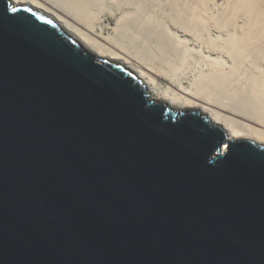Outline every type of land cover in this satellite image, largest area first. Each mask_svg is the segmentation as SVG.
Returning <instances> with one entry per match:
<instances>
[{"label": "water", "instance_id": "water-1", "mask_svg": "<svg viewBox=\"0 0 264 264\" xmlns=\"http://www.w3.org/2000/svg\"><path fill=\"white\" fill-rule=\"evenodd\" d=\"M0 264H264V144L0 0Z\"/></svg>", "mask_w": 264, "mask_h": 264}, {"label": "bare ground", "instance_id": "bare-ground-1", "mask_svg": "<svg viewBox=\"0 0 264 264\" xmlns=\"http://www.w3.org/2000/svg\"><path fill=\"white\" fill-rule=\"evenodd\" d=\"M10 1L14 5L29 6L42 13L66 33L79 40L89 52L101 58L123 63L131 71L134 69L133 71L144 84L150 101L165 102L176 110L197 109L206 114L210 121L218 124L228 138H250L264 144V42L260 40L264 36L262 0H227V4H224L232 9L228 10L226 7L227 9L221 10L215 17L211 12L212 17L206 15L211 0H175L173 4L170 3L172 24H168V28L157 24L159 22L155 23L154 27L151 26L148 23L151 18L144 20L143 23L140 22V25H146L145 28L150 25L151 28L145 29V32L149 31V36L151 33L154 34L153 38L142 40L144 42H139L141 40L139 34L137 36L139 40L135 37L134 34L139 32L137 30L131 33L134 36L132 38L129 37L131 34L128 36V33L127 36L120 33H118L119 36L116 34L110 36V25L115 20L118 22L116 28L121 29L122 25L125 28V19L129 11L123 6H118L119 16L109 13L105 16L103 23L98 26L99 28H94L92 23L99 12L93 10V3L98 0ZM148 7L150 9V6ZM132 12L134 14L133 10ZM210 13L208 11L207 14ZM237 15H245L246 28L243 26L238 30L230 29V24ZM122 20H124L123 24ZM211 26L221 30V34L219 33L221 41L214 40L211 36L204 38L205 33L208 36ZM138 30L141 32V29L138 28ZM190 33L193 39L201 40L202 38V42H211L212 46L211 44L206 46L209 50L207 55H201L202 51L197 50L201 53L198 52L199 56L196 54L199 58L195 57L198 58L197 64L208 65V72L205 71L207 74H202L200 70V77L186 83L181 82L178 71L179 65L187 62V57L191 55L188 56L190 44L188 39L186 40L187 34L190 36ZM210 48L220 51V54L217 53L216 57H212ZM176 49H181L183 55L177 57L174 63L172 59L176 55L174 52ZM172 53L173 56H171ZM202 69L204 73V68ZM226 148L224 143L222 152H226Z\"/></svg>", "mask_w": 264, "mask_h": 264}, {"label": "rangeland", "instance_id": "rangeland-1", "mask_svg": "<svg viewBox=\"0 0 264 264\" xmlns=\"http://www.w3.org/2000/svg\"><path fill=\"white\" fill-rule=\"evenodd\" d=\"M109 3H108V2ZM116 1H117V3H116ZM125 0H98V1H96V2H94L93 4H94V8H93V10L94 11H96L98 14H97V16L95 17V19H94V21H93V25H94V28H99L98 26H100V24H102L103 23V20H104V18H105V16H107L109 13H112V14H115V15H117V16H119V13H120V8H118V6H123V8H125V9H127L128 11H129V14L127 15V18L129 19L128 21H127V18L125 19V24H124V26H125V28L126 27H128V28H123V25H122V28H123V33H121L122 31V28L120 29V28H116L117 26V21L115 22L114 21V23L112 24V25H110V32H109V34H110V36L111 35H114V34H116V35H122L123 34V36H127V33H128V36H129V34H131V33H133V31H134V33H135V30H137V31H139L140 32V30H138V28L139 29H141V34L138 32V33H136V34H134V35H136L135 37H137V36H141V37H139L141 40H139V38H138V40H139V42H144V41H142V40H146V39H148V38H153V36H154V34H152L151 33V36H149L150 35V33H149V31H147V32H145V29H147V28H151L150 27V25L151 26H153L154 27V25H155V23H157V22H159V23H157V24H159V25H161V26H164V27H167L168 26V24H172V19L170 20V18H172V17H170V9H171V4H173V2L175 1V0H126L125 2H124ZM133 1V2H132ZM212 1V2H211ZM210 2H209V4H208V8H207V13H208V11H209V13L211 12L213 15L212 16H216L218 13H220V11L221 10H223V9H227L228 8V10H230V9H232L231 7H229V6H227L226 4H227V0H211ZM120 2V3H119ZM123 2V3H122ZM127 2V3H126ZM145 2V3H144ZM221 2V3H220ZM91 3V2H90ZM96 3V4H95ZM108 3V4H107ZM148 3V4H147ZM171 3V4H170ZM224 3H226V4H224ZM261 3H263V8H264V0H262L261 1ZM107 4V5H106ZM129 4V5H128ZM153 4V5H152ZM222 4V5H221ZM223 4H224V6H225V8L223 7ZM96 5V6H95ZM114 5V6H113ZM128 6V8H127V6ZM100 6V7H99ZM148 6H150V9H149V7ZM168 7H169V9H168ZM211 7V9H209ZM227 7V8H226ZM100 8V9H99ZM132 8V9H131ZM153 8H154V10H153ZM161 8V9H160ZM98 9V10H97ZM114 9V10H113ZM135 9V10H134ZM219 9V10H218ZM106 12H105V11ZM110 10V11H109ZM119 12H118V11ZM132 10L134 11V14H133V12H132ZM145 10V11H144ZM148 10V11H147ZM113 11V12H112ZM149 11H150V13H149ZM156 11V12H155ZM118 12V13H117ZM156 13V14H155ZM157 13H158V15H157ZM163 13V14H162ZM206 13V15L207 16H210V17H212L211 16V13L210 14H207ZM160 14H162L161 16H160ZM151 16V17H150ZM155 16V17H154ZM169 18H168V17ZM241 15H237V16H235V17H237V18H235L232 22H231V24H230V29H232V30H238V29H241V27H243L244 26V28H246V25H244V24H246L245 22H246V17H245V15H242L241 17H240ZM130 17V18H129ZM165 19H164V18ZM144 18V19H143ZM149 18H151L150 20H148ZM155 18V19H154ZM159 18V19H158ZM135 19L137 20V21H135ZM153 19V20H152ZM142 20V21H141ZM144 20H148V23L150 24L147 28H145L146 27V25H140V22H144ZM244 20V21H243ZM131 21V22H130ZM153 21V22H152ZM171 21V22H170ZM244 23H243V22ZM122 22H124V20H122L121 21V23ZM161 22V23H160ZM234 22H236V24L234 23ZM128 23V24H127ZM132 25H131V24ZM133 23H134V25H133ZM141 23V24H142ZM233 23H234V25H233ZM241 23H243V24H241ZM123 24V23H122ZM135 24H137V25H135ZM138 24L140 25V26H138ZM157 24H156V27H157ZM165 24V25H164ZM132 27H131V26ZM175 25V24H174ZM174 25H172L173 26V28H175V26ZM114 26V27H113ZM130 26V27H129ZM160 26V27H161ZM235 26V27H234ZM160 27H158V29L160 28ZM164 27H162V29L164 28ZM212 27V28H211ZM210 28H209V32H208V36H207V33H205L204 34V38L206 37H208L209 38V36H211V38L213 39L214 38V40H217V41H221V38H220V34H221V30H219L217 27L216 28H214V26H211ZM232 27V28H231ZM233 27H234V29H233ZM114 28H115V30H114ZM135 28V29H134ZM168 28V27H167ZM243 28V29H244ZM116 29H118V30H116ZM120 29V30H119ZM124 29L126 30V32L124 31ZM127 29H128V31H127ZM132 29H134V30H132ZM165 29V28H164ZM114 31H116L115 33H114ZM117 31H119V32H117ZM132 31V32H131ZM136 31V32H137ZM144 31V32H143ZM113 32V33H112ZM166 32H169V31H166ZM118 33H120V34H118ZM144 33V34H143ZM210 33V34H209ZM220 33V34H219ZM126 34V35H125ZM139 34V35H138ZM189 34V33H188ZM187 34V36H186V40L188 39V44H190V48H189V54H188V56L189 57H187V59L188 60H186L187 62H185V63H182V64H180L179 65V67H180V70L178 71V73H179V78H181V82H186V83H189L190 81H192L193 79H196V77L198 78V77H200V75H201V71L200 70H202V74H205L206 72H208L207 70H208V65H205V64H203V65H205V66H201V64H197V61H196V59H198L199 57V54L201 53V51H202V53H201V55L202 54H204V55H207L208 53V49L206 48V46H208V44H211V42L209 43V42H202L203 41V39L201 38V40H198V39H193L191 36H192V33H190V36ZM214 34V35H213ZM143 35V36H142ZM153 35V36H152ZM214 36V37H213ZM129 37H134L132 34H131V36H129ZM142 37H144V38H142ZM188 37V38H187ZM263 38H261L260 40H261V42H264V36H262ZM146 38V39H145ZM189 38H191V39H189ZM198 38H200V37H198ZM182 39V38H181ZM135 40H137L136 38H135ZM137 40V41H138ZM151 40V39H150ZM195 40V41H194ZM198 40V41H197ZM214 40H212V41H214ZM217 41H216V43H217ZM180 42H182L181 40H180ZM199 44V45H198ZM207 44V45H206ZM214 44V43H213ZM201 46V47H200ZM203 46V47H202ZM211 46H212V44H211ZM205 47V48H204ZM211 50H210V55L212 56V57H214L215 55L217 56V53H219L220 54V51H218V50H215V49H212V48H210ZM191 50V51H190ZM193 50V51H192ZM197 50H201V51H197ZM203 51H205V52H203ZM175 52V56H173L174 53ZM173 53H172V55L171 56H173V59H172V61L174 62V60H175V62H176V60H177V57H180L181 55H183V51L181 50V49H176V51H174ZM190 52H192V53H190ZM198 52H199V54H198ZM213 53V54H212ZM198 56H197V55ZM218 54V55H219ZM187 55V54H186ZM193 56V57H192ZM215 56V57H216ZM175 57H176V59H175ZM195 57H198V58H195ZM171 58V57H170ZM168 62H169V60H168ZM170 62H171V60H170ZM174 62V63H175ZM178 63H181V62H179L178 61ZM123 64V63H122ZM165 64H167V63H165ZM184 64V65H183ZM124 65V64H123ZM198 65H200V66H198ZM125 66V65H124ZM181 66H182V68H181ZM185 66V67H184ZM207 66V67H206ZM127 67V66H126ZM201 67V68H200ZM127 68H129V67H127ZM202 68H204V73H203V69ZM134 70V69H133ZM132 70V71H133ZM200 71V72H199ZM206 71V72H205ZM134 72V74L137 76V74H136V72L135 71H133ZM186 72V73H185ZM195 72V73H194ZM200 74V75H199ZM207 74V73H206ZM187 75V76H186ZM184 76V77H183ZM190 78V79H189ZM187 81H189V82H187ZM145 91H146V89H145ZM147 93V92H146ZM155 102H161V103H165V102H162V101H155ZM175 111H176V109H175ZM181 111V110H180ZM182 111H188V110H182ZM203 115H206V114H204L203 113ZM206 117L207 118H209L207 115H206Z\"/></svg>", "mask_w": 264, "mask_h": 264}, {"label": "snow or ice", "instance_id": "snow-or-ice-1", "mask_svg": "<svg viewBox=\"0 0 264 264\" xmlns=\"http://www.w3.org/2000/svg\"><path fill=\"white\" fill-rule=\"evenodd\" d=\"M12 11H15V9L13 8Z\"/></svg>", "mask_w": 264, "mask_h": 264}]
</instances>
